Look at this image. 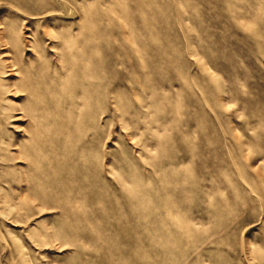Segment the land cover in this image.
<instances>
[{"label": "rangeland", "instance_id": "rangeland-1", "mask_svg": "<svg viewBox=\"0 0 264 264\" xmlns=\"http://www.w3.org/2000/svg\"><path fill=\"white\" fill-rule=\"evenodd\" d=\"M0 264H264V0H0Z\"/></svg>", "mask_w": 264, "mask_h": 264}]
</instances>
